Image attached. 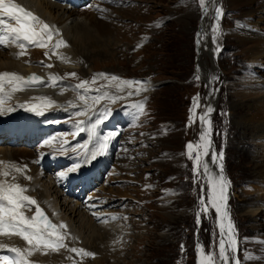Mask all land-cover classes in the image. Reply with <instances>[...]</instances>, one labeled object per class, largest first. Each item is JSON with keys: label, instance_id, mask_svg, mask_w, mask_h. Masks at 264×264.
Wrapping results in <instances>:
<instances>
[{"label": "rangeland", "instance_id": "1", "mask_svg": "<svg viewBox=\"0 0 264 264\" xmlns=\"http://www.w3.org/2000/svg\"><path fill=\"white\" fill-rule=\"evenodd\" d=\"M106 1L104 0V2ZM115 2L111 8L108 7L105 11L109 14V19L112 17L111 22L114 23L113 26H116L115 30L110 36L104 38H100V36V40H95V44H98L99 47L87 51L92 57H87L86 53L82 54L84 57L80 61L82 64L80 62L73 64L69 60L70 67L64 66L65 62H61L62 54L51 58L52 53H50L45 56L46 60H34V62L42 65H50L49 63L53 62V67L48 68L64 71L62 77L71 82L72 87L80 90L79 93L86 97V102H83L88 106L87 117L76 116L85 121L84 126L81 125L85 131L78 134L80 135L79 139L78 136L72 135L77 125L74 120L66 122L67 126L60 125L65 130L57 140L60 143L64 137L68 142L65 144V140H63L62 148L67 149L74 145L77 140L83 139L84 135L88 141V137L91 136V128L88 124L92 126L94 121L102 120L96 128V130L100 129L102 133L100 127L111 118L114 110H117L118 107H121V112H126L122 113V115L127 114L125 119H121L123 121H119L122 118L119 112L115 115V119L116 122L119 121L116 128L120 129L119 131L123 134L122 139L125 140V144L129 140V144L125 145L118 134V143L122 141L120 144L123 145L121 146L126 154L124 159H128L126 162H123V159L120 166L112 163L111 166L105 168L101 174L103 176L101 181L98 183V177L94 178L92 185H95L88 190V194L95 196L97 191L96 193L99 192L101 196L105 195L104 199L107 200L106 207L97 206L95 211L89 212L93 216L96 215L93 219L98 222L101 219L100 216H110L109 213L102 212L103 214H100V212L105 211L104 208L107 206H111L110 208L116 213L115 216L112 214V219L115 218L116 222L126 217L125 222L123 221L126 234L123 232L121 238L117 237L119 240L113 247L114 249L108 246L111 241H107L108 243H104V241L100 246L102 248L99 247L98 251L94 247L96 242L95 244L87 243L89 229L87 225H83L88 221L87 216L83 220V216L75 217L71 214V217L69 212L63 211L66 213V219L71 218L72 223H75L76 228L80 230L81 237L70 235V240H65L66 248H62V251L59 249L51 252V254H56L55 257L49 256L51 258L43 259L38 264H198L199 247L202 246L205 253H218L221 238L219 217L211 207L207 212L201 211L200 223L196 222L197 212L201 207L199 200L203 197L205 203H209L210 192L207 187H204L205 190L203 189V184L205 186L203 174L201 173V176L198 177L194 173V160L188 158L186 148L188 143H200L203 122L199 117L209 106L208 98L211 87L218 92V95L216 92L213 103L214 106L218 97L212 131L217 153L223 155V160L220 161L223 164V171L230 181L228 205L235 229L234 235L236 239L238 238L237 240L242 241L243 238L252 235L253 227L256 224L264 226V214L253 221L243 213V208L249 205L253 197H248L244 202L240 201L242 199L240 196L243 197L240 191L241 186L251 184L254 176L262 168V166L258 169L254 168V165L259 162L254 160L257 157V146H254L253 141L251 142V137L248 138L247 143L242 141L245 129L239 127V122L243 119L247 120V117L251 116L249 110L247 109L242 114L233 112V104L236 99L233 95L236 87L233 85L242 76L247 77V72H250L247 69L249 64L247 60L238 55L240 49L237 48V42L227 34V27L233 26L241 16L229 8L227 0H219L216 6L214 3L209 5L213 6L209 18L211 23L209 28L212 33L217 23L214 10L217 6L222 9V15L219 18V35L216 36L213 33V38L211 36L208 38L203 33L201 43L202 50H209L210 45L217 56L218 77L210 79V76L204 73L200 63L204 59L208 66H212V56L203 53L200 59L198 58L197 33L200 23L204 25L205 22L204 19L202 20V9L198 0H115ZM91 3L93 4L94 1L89 0L85 5ZM188 5L190 6L189 14H185L187 8L184 7ZM121 7L131 9L122 10L121 13L119 9ZM255 8L258 10L257 15L261 18L260 27L264 34V0ZM208 9L210 8L208 7ZM203 17L205 18V13ZM102 18L100 19L103 20ZM61 38L60 35H53L52 42L56 43ZM208 39L211 44L208 43ZM87 43L89 42L87 41ZM65 52H68L66 53L68 56H76L69 51ZM42 58L44 56L41 54ZM50 58L51 60H49ZM68 69H71L69 73H76V76L73 77L68 75L69 73H65ZM254 71L264 84V59L260 65L255 67ZM97 73L115 75L124 80L152 81L154 86L150 90L146 83L147 91L128 97L127 92H134L137 86L134 85L131 89L125 87L124 91L120 92L118 82L109 79H97L95 83H92L93 77ZM197 77L199 78L197 79ZM84 80L89 81V85L86 86L89 90L77 89L75 86ZM97 89L99 90L97 91ZM112 95L121 96L123 99L113 103L107 98ZM97 96L105 98L94 103ZM197 96L199 97V107L196 109L195 120H192L190 119L192 117L191 109L194 98ZM144 100L147 101L146 114L137 117V110L132 105ZM104 108L110 110V117L108 116L107 119H103L105 111L102 110ZM165 128L179 131V142L176 143L179 148L170 147L160 140L159 135ZM114 130L108 128L105 129V133L108 134ZM252 132L254 133L250 129L247 130L248 134ZM82 142L84 143V141ZM8 144L16 148L19 147L10 141ZM114 145H118L117 141H114ZM35 146H31V148ZM70 148L72 151L75 149L74 147ZM173 150L178 152L180 160L178 164H171V157H165L167 152H173ZM85 151L86 148L83 152ZM249 151H253L255 156L248 155ZM44 170L46 172L42 175L46 184H48L49 178L59 181L58 173H54L53 169L50 172ZM25 172L27 171L24 170ZM22 173L19 172V175L23 176L24 173ZM65 185L66 183L62 182L61 187ZM149 185L151 187H148ZM26 188L31 189L29 186ZM110 189L112 191H109ZM87 196L84 198L88 204L91 202L94 204L91 198L87 200ZM67 198L72 200L74 197L68 195ZM76 198L74 199L79 200L78 197ZM26 207L29 208L27 215H30L35 206ZM119 213L122 214L119 215ZM115 231L117 230L115 229ZM72 247L83 248L93 252L95 256L82 257L77 253L70 252L69 249Z\"/></svg>", "mask_w": 264, "mask_h": 264}, {"label": "bare ground", "instance_id": "2", "mask_svg": "<svg viewBox=\"0 0 264 264\" xmlns=\"http://www.w3.org/2000/svg\"><path fill=\"white\" fill-rule=\"evenodd\" d=\"M53 1H55L56 3L52 2L51 0H15V2L32 11L35 15L52 26L55 31H58L60 36L65 35V38L62 36L61 39L66 41L67 46H61L60 48H58L61 49L60 54H62L63 57L66 58L61 60V62H65L64 66L67 65L70 67V65L68 64L69 60L72 61L73 64H79V62L84 58L82 54L85 53L87 57H92L87 53V51L99 47L98 44H95V40H100V38L102 37H108L115 30L116 26H113L114 23L111 22L112 17H110L111 19H109V14L105 12L108 7L111 8V6L116 3L115 0H107L106 2H104V0H93L94 3H91L89 5H85L89 0H75L73 6L58 4L63 0ZM227 2L229 4V8L235 12H238L241 16V18H239L233 26L227 27V34L229 37H233V39H235V41L237 42V48L240 49V53H238V55H240V57H242L244 60H247V63H249L247 69H249L250 72H247V77L242 76L243 78H239V81H237L236 84L233 85L234 87H236L233 94L235 96L234 98H236L233 104V112L234 114L239 112L242 114V112H246L247 109L249 110V114L251 116L247 117V120L243 119L241 122H239V127L245 129V135L242 141H244L243 143H247L248 138L251 137V142L253 141L254 146L256 145L258 150H256L257 157L254 158V160H257L259 163L254 165V168L258 169L262 166V168L257 172L258 174L254 176L255 178L252 180L253 182H251V184H244L240 188L241 194L243 195V197L240 196V198H242L240 199L241 202L246 201L248 197H253V199L250 200L251 202H249V205L246 207L244 206L245 208H243V213L246 217L251 218L253 221H256V219L260 215L264 214V84L261 81L262 79L257 77L254 71L255 67L260 65L261 61L264 59V34L261 32L260 27L261 18L257 15L258 10L257 8H255L256 6H259L261 4L262 0H227ZM93 6H95V8H93ZM208 7L210 9L207 10L204 18V34H206L208 38L210 36L213 38V33L209 28L211 27V23L209 20V18L211 17L210 11L213 9V6ZM184 8H187L186 12L184 10L185 14H189L188 12L190 6L188 5ZM98 9H103L104 11H100ZM119 9L122 13V10H129L131 8L121 7ZM117 14L119 15V13ZM100 18H102L103 20H101ZM9 22L13 24L15 23L14 21ZM111 29H113L112 32H110ZM54 35L56 36L55 32ZM87 41L89 43H87ZM208 43L211 44L210 39H208ZM53 45H55V43L52 41L49 43L47 48L35 47L30 45L31 48H26L25 50L26 54L18 55L20 52L18 53L17 49L20 48L17 46V44L9 42L8 46L11 47L9 49H4V47L0 44V73H17L26 78V73L36 71L43 74L44 76L49 77L46 85L39 84L34 87L25 84L24 86L26 87V89L22 86L23 90L12 92L13 95L8 91L10 87L11 89L13 88V85L9 84L7 80L4 81V90L3 93H0V97H3V99L5 100L4 107L11 108L12 111L0 113V126H4V132L6 133V136L10 137V142L17 144L15 143L14 138H20L24 131L28 130L31 126H34L37 123L36 118H28V116H33L32 112H35L27 110L28 105L43 104L44 102H42V100H40L39 98L45 96L51 98V100L55 102L52 106L44 107L40 110L42 116L40 117V119L38 118V123L39 125H44V127L42 126L44 131H39L38 129L33 128L29 133V137H26L28 138L25 141L26 146L16 148L8 143H4L2 145L0 144V162H3L0 163V181L6 180L9 183L18 184H20L19 182H21L25 186H30L31 189L28 190L25 194L35 198L38 201L39 205H42V208L47 210L49 216L56 225L59 226L61 223L67 225V229H60L61 234L62 232H67L69 234L65 239L66 241L70 240V235H77L78 237H81V232L76 228L75 223H72V219H66V213L64 212H69L70 215H75V217L83 216V220L87 216L88 221L84 222L85 224L83 225H87L89 229V234L87 237L88 244H95L96 242V245L94 247L98 250L102 248L100 247L101 243H103L104 241V243H108L107 241H111V244L109 242L110 245H107L113 248L116 246L115 244L119 240H117V237L120 236L118 238H121V235L125 230L123 221L125 222L126 217L116 222L114 219H112L113 216L116 215V213L114 212L115 210L111 209V206H107V208H104L105 211L102 210L101 212H99L100 214H103L102 212H105V214L109 213L111 215L108 217L100 216L101 219L98 222L95 221L93 217H95L96 215L93 216L89 212L95 211V209H97V206L106 207L107 200L104 199L105 195L101 196L99 192L96 193L97 191L95 192V196L93 194H88V190L92 189V187H94L95 185H92V180L98 177L99 183V181H101L103 177L101 175L102 171L107 167V165H112L113 154L118 151L120 146L122 145L120 144V141L118 143L119 132L117 131L119 130L116 129L112 132L109 131L110 133H117V135L113 139H111L107 152L104 155L98 156L95 160H92L87 164L83 163L82 156L84 155L83 150L85 148L86 151L87 149L88 151L95 150V147L99 143V141L110 134H106L105 129L116 128V123L121 119L116 122L115 115H117V113L119 112L122 118H125L126 114L122 115V113L126 112H121V107H118V109L114 110V113L112 114L113 118L111 116V118L109 120H106L100 127L102 133L99 130H96V135L93 136L91 132V136L90 138L88 137V141L86 140V136L84 135V138L81 139L82 141H84V143L81 140L76 141V139L74 138L76 143L70 147H74L76 151H73L74 153L72 154L69 153L70 150L72 151L70 147H68L67 149L63 148L64 150L62 151L61 143H59V140H57L60 137L61 133H57L56 136L59 137H55V134L53 135L55 128L60 125L67 126L65 125L66 122H71L73 120V117L77 116V112H87L88 106H86L83 101L79 100V96L82 95L81 93H79L80 90L78 91L74 89V87H72V83L62 77V73H64V71L50 70L48 67L44 66L47 64H38L34 62V60L30 62L28 61L27 53L31 52L33 54V58L39 60L41 58L42 50H46L48 55L52 53L51 58H54L55 56H53ZM65 51H69L71 54L76 56H68L66 54L68 52ZM203 53H205L206 55L210 54V56H212L213 58L212 66H208V63L206 64L204 59L200 63V66L203 69L204 73L207 76H210V79H213V77H218V63L215 51H213L212 47L210 48L209 45V50L203 49ZM51 58L49 60H51ZM80 63L82 64V62ZM70 70L68 69L65 73L71 72ZM53 75L58 76L60 79L56 82L55 86H48L50 77ZM148 86L150 90H152L151 88H153L154 86L152 81L147 82V87ZM210 89L211 90L209 93L208 103L212 108L217 90L215 91L213 87H211ZM217 100L218 97L215 100L216 103ZM89 110L90 108L88 109V111ZM102 111L104 112L105 108ZM48 122H51V124H54L56 126H54V128H48ZM92 123H95V121ZM206 127L207 126L204 124V130ZM171 129L172 130L165 128L161 135H159L161 138L160 140L165 142L166 145L170 147L179 148L176 143L179 142L180 133L177 129ZM248 129L254 131V133L252 132L251 134H248ZM204 130L202 129V133L204 132ZM75 131L76 130H74V132ZM43 133L44 138H42ZM50 133L52 134V136L50 135ZM77 136L80 139V135ZM36 139L38 140L37 142L35 141ZM46 141H52V146H48L46 144ZM114 141H117L118 145L115 146ZM31 146L35 147L31 148ZM65 154H70L71 156L74 154L76 155L74 157H70V160L68 162L62 159V155ZM247 154L252 157L255 156L253 154V151H249V153ZM123 156H126V154L123 152V150H119L118 154L116 155L118 162L117 165L120 166L121 161H123L124 159ZM217 156L218 155L216 153V150L211 151L210 147L209 155L204 158L213 174H217L219 172L218 165L221 162L217 161L216 163H213V159ZM37 157H39V160H37ZM165 157H171V164H178L180 161L178 152H176V150H173V152H167ZM127 159H124L123 162H126ZM76 163H81V167L78 170H83L88 166H92L93 168H86V170L81 173H79V171H76L74 173L69 172L66 176L67 178H61L59 176L60 172L67 171ZM37 164H39L38 168L36 167ZM11 165H15L16 167L21 169L25 165L29 167L30 172H27L28 174L26 176H30L32 177V179L29 180L26 177L24 179V177L18 176L17 171L15 170V168H12ZM43 168L49 172L51 169H53L54 173H58L57 178L59 179V181H55V178H49L48 184H46V182H44L45 178H43L42 175L46 171ZM4 171H8L9 176L4 177L2 175ZM89 173H91L92 175H88ZM13 177H15L14 180ZM62 182L64 184L66 183V185L61 187ZM204 187H207L208 192H210V187L208 185V180L206 177ZM109 191L112 190L110 189ZM68 195L74 197L75 199H77L76 197H78L79 200H75L74 198H72V200L68 199ZM84 196H87V200H89V198L92 199H90L91 201L94 200V204L89 203V205H87L85 204V202L80 203V199H82L81 201L85 199ZM227 196V211L231 220L228 205L229 187L227 189ZM97 199L101 200L99 201ZM25 209L26 207L22 209L24 213ZM34 209L35 207L31 210V212ZM27 210H29V208H27ZM120 214L122 213H119V215ZM25 215L28 217H32L31 213L30 215H27V213ZM101 221H106V223H102ZM225 223H227V220H225ZM115 229L117 231H115ZM263 229L264 226L256 224L255 227H253L252 235L243 238L242 241L237 240L238 238L236 239L234 235V238L237 241V251L235 255L239 259L240 264H264ZM227 238L228 237L226 235L225 239ZM0 245H5L6 249L11 247H20L21 249H25L29 247L26 241L16 235H0ZM62 250L63 249L61 248V251ZM106 251L108 250L106 249ZM51 252L54 251H52L51 249L46 250V252L36 251L32 256L28 257V259L31 264H38L39 262H42L43 259L48 260L49 258H51L49 256L55 257L56 254H51Z\"/></svg>", "mask_w": 264, "mask_h": 264}, {"label": "snow or ice", "instance_id": "3", "mask_svg": "<svg viewBox=\"0 0 264 264\" xmlns=\"http://www.w3.org/2000/svg\"><path fill=\"white\" fill-rule=\"evenodd\" d=\"M216 3L218 5L219 0H198V4L201 9L206 13L208 6ZM104 11L103 9H98ZM215 17L217 19L216 26L213 29L214 35H219V18L222 15V9L216 7L214 10ZM9 21H14L15 23H10ZM54 32L59 35L58 31H55L52 26L46 23L44 20L35 15L32 11L21 6L15 0H0V44H7L9 42L17 44L21 49L18 55H24L25 50L28 45L47 48L49 43L53 40ZM199 35V34H198ZM61 46H67V43L63 39H59L53 49H58ZM45 55H48L45 53ZM62 59H66L61 57ZM43 63V62H41ZM45 67H53V65H44ZM68 75L75 77L76 73H69ZM199 77H197L198 79ZM60 78L58 76H51L48 86H55L56 82ZM97 79H109L110 81L118 82V90L123 92L125 87L131 89L134 85L137 86L135 91H128L127 96L131 97L133 95H139L142 91H147L145 86L147 82L137 81V80H124L118 76L111 75L107 73H97L93 77L92 83H95ZM7 80L9 84L13 85L12 92L17 90H23L22 85L31 84L35 82L43 83L41 77L36 74H32L30 77L25 78L17 73L3 72L0 73V93L4 90V81ZM89 85V81L84 80L77 84L75 87L77 89L89 90L86 86ZM99 89H97L98 91ZM10 95V94H9ZM103 96H97L94 99L95 102H99L104 99ZM113 103L123 99L121 96L112 95L108 96ZM44 103L36 105H28L27 110L29 111H40L44 107H50L55 102L48 97L39 98ZM79 100L86 102V97L84 95L79 96ZM147 101H141L132 105L133 108L137 110V117L140 115H145ZM5 100L0 97V113H5L12 111L11 108L4 107ZM199 107V97L194 98L192 111V117L190 119L195 120L196 109ZM213 109L209 106L206 107L203 115L199 119L207 126L200 137V143L193 144L188 143L187 156L189 159L194 160V173L196 176H201V173L208 180V185L210 187L209 203H205L203 197L200 198V210L197 212V224L200 223V212H207L209 207L215 210L219 214L220 223L219 228L221 232V238L218 245V253L208 252L205 253L203 247H199V260L198 264H240L239 259L236 257L237 251V241L234 238V225L229 218V213L227 211V189L230 186V181L223 174V164L219 163V172L213 174L209 168L208 163L205 161V157L209 155V149L212 146V141L210 139L212 132V122L209 118ZM77 116H86L87 112H77ZM110 115V110H105L103 114V119H107ZM102 120H98L91 126L92 135H96L97 124L101 123ZM85 121L81 120L77 122L76 131L72 133L75 137L80 132L85 131L81 125ZM117 133H110L105 136L96 145L95 150L85 151L82 156V161L84 164L95 160L98 156L104 155L107 152L109 143ZM55 139V138H54ZM52 141H46L48 146H52ZM64 143H68L66 140ZM84 147V146H82ZM64 150L63 148L61 149ZM75 151V149H73ZM195 153V155H193ZM223 155L219 154L213 159V163L217 161H222ZM38 162V161H37ZM3 163V162H0ZM15 168L17 172H22L23 169L11 165ZM27 168V166H24ZM81 163H76L73 167L69 168L67 171H62L59 173L61 178H65L69 172H76L80 169ZM4 177L9 176L8 171L2 173ZM27 179H32L30 176H26ZM15 177H13V180ZM148 187H151L150 185ZM28 189L21 186L18 183H9L6 180L0 181V235L10 236L16 235L21 237L29 245L28 248L21 249L20 247L8 248V251L13 253L12 256L0 255V264H31L28 257L32 256L36 251H45L51 249L52 251H58L61 248H66L65 239L69 235L67 232L61 234L60 229H67V225L61 223L59 226L52 223L43 209L40 208L38 201L25 193ZM26 206H35V214L32 217H28L22 211ZM95 215V214H94ZM99 219V217H98ZM115 219V218H114ZM227 220V223H225ZM106 223V221H101ZM226 230V231H225ZM227 235V239L225 236ZM227 245V247H226ZM5 245H0V248H5ZM72 253H77L82 257H94L93 252L87 251L83 248L72 247L69 249Z\"/></svg>", "mask_w": 264, "mask_h": 264}, {"label": "water", "instance_id": "4", "mask_svg": "<svg viewBox=\"0 0 264 264\" xmlns=\"http://www.w3.org/2000/svg\"><path fill=\"white\" fill-rule=\"evenodd\" d=\"M32 74H36V73H31V74H29V75H26V78L30 77ZM36 75L42 78L43 83L45 82V80H46L45 77H43V76H41V75H38V74H36ZM31 84H41V83H40V82H35V83H31ZM215 106H216V101H215V105H214V107H213V111L211 112V114H210V116H209L210 119L212 118V115H213V113H214V111H215ZM210 139H211V141H212V135L210 136ZM213 150H214V144H213V142H212L211 151H213Z\"/></svg>", "mask_w": 264, "mask_h": 264}]
</instances>
